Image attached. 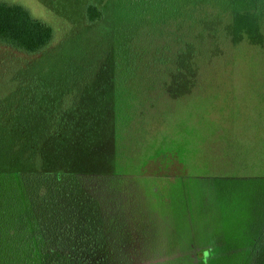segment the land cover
<instances>
[{"label":"trees","instance_id":"16d2710c","mask_svg":"<svg viewBox=\"0 0 264 264\" xmlns=\"http://www.w3.org/2000/svg\"><path fill=\"white\" fill-rule=\"evenodd\" d=\"M172 1L155 25L122 16L118 0H93L85 31L55 49L50 24L0 0V45L51 61L27 64L12 79L26 80L24 95L0 102V264L130 263L124 229L88 179L118 174L125 138L146 136L145 112L162 111L159 90L183 101L206 77L226 80L238 45L264 44V0L248 9L232 0ZM105 26L98 47L83 44ZM260 231L252 264H264Z\"/></svg>","mask_w":264,"mask_h":264},{"label":"rangeland","instance_id":"374dc122","mask_svg":"<svg viewBox=\"0 0 264 264\" xmlns=\"http://www.w3.org/2000/svg\"><path fill=\"white\" fill-rule=\"evenodd\" d=\"M1 1L21 4L50 24L57 49L85 31L93 0ZM118 3L122 16L155 25L169 12L167 0ZM106 31L92 28L83 44L98 47ZM62 53L75 55L70 48ZM94 53L101 62L105 52ZM42 57L0 45V102L11 106L24 95L26 80L12 79L27 64L46 68L51 61ZM229 63L225 81L206 77L183 101L159 90L154 99L162 111L145 112L146 136L133 131L125 138L118 174L88 179L124 229L128 264H252L264 230V44L238 45Z\"/></svg>","mask_w":264,"mask_h":264}]
</instances>
